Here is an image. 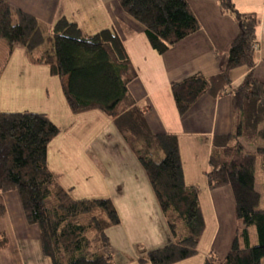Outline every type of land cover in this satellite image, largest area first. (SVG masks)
Returning <instances> with one entry per match:
<instances>
[{
  "label": "trees",
  "instance_id": "obj_1",
  "mask_svg": "<svg viewBox=\"0 0 264 264\" xmlns=\"http://www.w3.org/2000/svg\"><path fill=\"white\" fill-rule=\"evenodd\" d=\"M119 2L145 27L159 53L202 27L188 0ZM219 5L239 24L224 68L210 76L195 73L171 87L182 115L204 94L231 95L236 113L234 131L214 138L206 175L210 189H232L236 217L243 227L237 229L225 257L211 251L205 264H262L264 197L256 189V171L260 161L264 172V82L254 73L260 18L241 12L232 0H219ZM0 39L7 42L9 54L21 47L32 62L50 68L73 113L98 109L111 118L140 161L173 241L146 252L139 262L175 264L195 256L206 228L199 189L185 181L178 137L155 133L146 118L150 107L132 96L129 83L138 72L118 34L104 29L84 36L66 18L49 26L0 0ZM240 67L249 72L234 86L232 73ZM59 133L45 113H0V193H19L25 216L38 226L43 254L52 264H116L108 229L118 225L120 217L112 201L75 199L49 168V144ZM252 225L257 228V245L250 242ZM7 246L8 237L1 232L0 249Z\"/></svg>",
  "mask_w": 264,
  "mask_h": 264
},
{
  "label": "crops",
  "instance_id": "obj_2",
  "mask_svg": "<svg viewBox=\"0 0 264 264\" xmlns=\"http://www.w3.org/2000/svg\"><path fill=\"white\" fill-rule=\"evenodd\" d=\"M188 1L201 29L159 53L145 27L124 11L119 0H8L49 26L66 18L84 36L111 29L121 38L138 72L129 83L132 96L150 107L146 118L155 133L178 137L185 181L199 189L206 223L199 251L175 264H205L211 251L220 259L226 256L242 225L232 189H210L206 175L214 138L234 131L236 113L231 95L204 94L182 115L171 86L195 73H219L239 24L221 11L219 0ZM232 1L241 12L259 15L254 73L264 82V0ZM248 72V67L235 69L234 86ZM25 111L47 114L60 129L48 148V165L58 183L75 199H110L116 207L120 223L108 229L115 263L151 264L139 258L173 238L144 168L112 119L98 109L73 113L60 79L50 68L32 62L21 47L9 54L7 42L0 39V113ZM1 232L6 233L8 246L0 249V264H52L43 254L38 226L28 222L17 191L0 193Z\"/></svg>",
  "mask_w": 264,
  "mask_h": 264
},
{
  "label": "rangeland",
  "instance_id": "obj_3",
  "mask_svg": "<svg viewBox=\"0 0 264 264\" xmlns=\"http://www.w3.org/2000/svg\"><path fill=\"white\" fill-rule=\"evenodd\" d=\"M243 142L247 145V142L244 141V139H243ZM248 147L250 149H252V147H250V146H248ZM256 189L264 197V172H263V168H262L260 161L257 165V171H256ZM261 207L264 208V199H262ZM241 226L243 227V224ZM249 233H250L251 244L257 245L259 243V240H258V234H257L256 226H254V225L250 226L249 227ZM262 264H264V260H263Z\"/></svg>",
  "mask_w": 264,
  "mask_h": 264
}]
</instances>
